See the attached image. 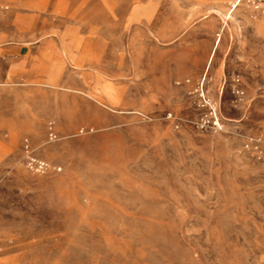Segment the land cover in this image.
I'll return each mask as SVG.
<instances>
[{"label":"rangeland","instance_id":"obj_1","mask_svg":"<svg viewBox=\"0 0 264 264\" xmlns=\"http://www.w3.org/2000/svg\"><path fill=\"white\" fill-rule=\"evenodd\" d=\"M254 1L0 0V264H264Z\"/></svg>","mask_w":264,"mask_h":264},{"label":"built area","instance_id":"obj_2","mask_svg":"<svg viewBox=\"0 0 264 264\" xmlns=\"http://www.w3.org/2000/svg\"><path fill=\"white\" fill-rule=\"evenodd\" d=\"M254 2L257 3L256 0ZM28 164L36 171H42L46 167V163L44 161L39 160L33 156L28 159Z\"/></svg>","mask_w":264,"mask_h":264},{"label":"crops","instance_id":"obj_3","mask_svg":"<svg viewBox=\"0 0 264 264\" xmlns=\"http://www.w3.org/2000/svg\"><path fill=\"white\" fill-rule=\"evenodd\" d=\"M220 41H221V37L218 38V41H217V45L216 46H218L220 44Z\"/></svg>","mask_w":264,"mask_h":264}]
</instances>
